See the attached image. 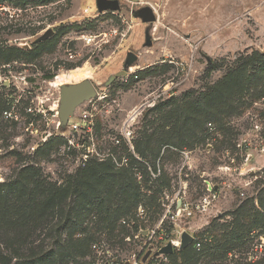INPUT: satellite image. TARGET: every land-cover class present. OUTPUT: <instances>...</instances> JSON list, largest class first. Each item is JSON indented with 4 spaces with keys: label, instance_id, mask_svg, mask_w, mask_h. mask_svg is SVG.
<instances>
[{
    "label": "rangeland",
    "instance_id": "1",
    "mask_svg": "<svg viewBox=\"0 0 264 264\" xmlns=\"http://www.w3.org/2000/svg\"><path fill=\"white\" fill-rule=\"evenodd\" d=\"M143 7L154 23L133 17ZM95 10L0 0V264H264V247L250 260L264 235V74L222 82L264 55V0ZM83 80L97 96L62 126L61 88Z\"/></svg>",
    "mask_w": 264,
    "mask_h": 264
},
{
    "label": "water",
    "instance_id": "2",
    "mask_svg": "<svg viewBox=\"0 0 264 264\" xmlns=\"http://www.w3.org/2000/svg\"><path fill=\"white\" fill-rule=\"evenodd\" d=\"M131 2H136V0H128ZM96 9L99 13L112 11L118 12L120 10V5L115 0H96ZM133 17L136 19H140L143 24H151L156 21L155 14L150 7H143L138 9L137 11L133 12ZM52 30L45 31L38 39H36V43H41L53 36ZM145 46H151L150 36L148 31L145 34ZM137 56L134 53L129 52L126 55V60L124 62V72L121 75L125 76L127 71L136 62ZM114 80V77H111L107 83ZM97 96L96 89L93 83L89 80H83L76 84H70L65 87L61 88L60 93V101H59V108H58V119L62 126H66L70 118L72 117L75 109L82 105L84 102L89 101ZM193 238L190 235H185L183 237L181 248H186L191 242ZM173 253V246L171 244L166 245L163 247L159 253L157 254H164L170 255Z\"/></svg>",
    "mask_w": 264,
    "mask_h": 264
},
{
    "label": "trees",
    "instance_id": "3",
    "mask_svg": "<svg viewBox=\"0 0 264 264\" xmlns=\"http://www.w3.org/2000/svg\"><path fill=\"white\" fill-rule=\"evenodd\" d=\"M211 63V61H210ZM208 72L213 71V68L208 67ZM257 74H264V55H258L257 53H252L251 55L246 56L243 59V63L234 71H228L226 72L225 76L222 79L223 84H230L233 80L235 81H241L240 83L244 82V80L254 79V77ZM248 82V81H247ZM218 90L214 88H208V94L206 95V102L208 108H210V105H213V102L215 101V97H217ZM33 185V184H32ZM14 185H11L9 188H12ZM134 200L136 201V205L138 204V196L134 197ZM261 217L264 219V211L261 213ZM5 227L3 228L6 231H10L13 227V221L10 219L6 220ZM261 232V233H260ZM258 234H264V228L261 229V231L258 232ZM263 236V235H262ZM196 242H194L195 244ZM202 250V249H201Z\"/></svg>",
    "mask_w": 264,
    "mask_h": 264
},
{
    "label": "built area",
    "instance_id": "4",
    "mask_svg": "<svg viewBox=\"0 0 264 264\" xmlns=\"http://www.w3.org/2000/svg\"><path fill=\"white\" fill-rule=\"evenodd\" d=\"M115 1L118 2V4L120 5V9H121V7H122L124 4H126V3H132V4H133V3H138V2H140L141 0H136V2H131V1H128V0H115ZM83 12H85V13H89L90 11H89V9H84ZM92 12H93V13H98L97 9H96L95 11H92ZM118 12H119V11H118ZM83 41L86 42V43H91V42H92V39L83 36ZM72 128H73L74 130H76V129H78V125H72ZM137 212H138V215L141 216V217L144 215V211H143V209H142L141 207H138ZM260 241H261L260 243L255 244V246L253 247V252H252L251 255H250V260H251V261H255V260H257L259 254L262 252L263 247H264V235L260 238ZM194 249H195L197 252H200L201 249H202V245H201V243L196 242V243L194 244ZM257 255H258V256H257Z\"/></svg>",
    "mask_w": 264,
    "mask_h": 264
},
{
    "label": "bare ground",
    "instance_id": "5",
    "mask_svg": "<svg viewBox=\"0 0 264 264\" xmlns=\"http://www.w3.org/2000/svg\"><path fill=\"white\" fill-rule=\"evenodd\" d=\"M89 75H90V68L84 67L82 69L76 70L75 72H71L70 74L58 77L57 80H59V82H60V79H61V83L66 82L69 84V82L80 81L82 79H85ZM178 245H179V243L175 244V246H177V247H178Z\"/></svg>",
    "mask_w": 264,
    "mask_h": 264
},
{
    "label": "flooded vegetation",
    "instance_id": "6",
    "mask_svg": "<svg viewBox=\"0 0 264 264\" xmlns=\"http://www.w3.org/2000/svg\"><path fill=\"white\" fill-rule=\"evenodd\" d=\"M60 61H61V59H60ZM61 65V64H60ZM58 78V77H57ZM94 85V84H93ZM95 87V86H94ZM96 89V88H95ZM97 92V91H96Z\"/></svg>",
    "mask_w": 264,
    "mask_h": 264
}]
</instances>
